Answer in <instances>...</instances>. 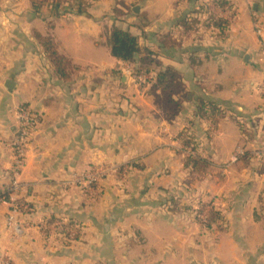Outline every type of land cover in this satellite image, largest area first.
I'll return each mask as SVG.
<instances>
[{
    "label": "crops",
    "instance_id": "0c3cea01",
    "mask_svg": "<svg viewBox=\"0 0 264 264\" xmlns=\"http://www.w3.org/2000/svg\"><path fill=\"white\" fill-rule=\"evenodd\" d=\"M133 1L0 0V264H264V0ZM114 28L152 52L147 74L103 45ZM168 68L184 85L175 117L150 91ZM23 108L40 122L17 196L31 212L14 213L3 198ZM189 138L209 168L199 180ZM96 167L112 171L72 184ZM212 198L222 220L207 229L194 214Z\"/></svg>",
    "mask_w": 264,
    "mask_h": 264
},
{
    "label": "trees",
    "instance_id": "16d2710c",
    "mask_svg": "<svg viewBox=\"0 0 264 264\" xmlns=\"http://www.w3.org/2000/svg\"><path fill=\"white\" fill-rule=\"evenodd\" d=\"M186 1L193 3L194 1L198 0ZM214 4L224 11L230 9L227 0H214ZM210 19L212 24L220 28L222 31H224L229 26L228 22L225 20L214 17H210ZM186 20L187 17L184 18V21H182L183 25H186ZM37 38L44 45L47 55L51 58L56 71L61 76H65L66 62L55 51L51 39L43 38L39 35ZM110 47L114 57L121 61L137 65L135 71L136 76H140L141 74L145 75L148 73L149 66L152 62V52L148 49H142L139 46L138 39L129 31L114 28L110 35ZM150 91L154 95L156 103L170 117H175L177 114H179L181 104L178 101V98L183 96L182 94L184 93V85L182 77L177 71L168 68L164 72L160 73L157 76L156 82L153 84ZM214 108L215 106H213L212 103H209L205 99H199L197 114L199 117L205 118L213 114L215 110ZM183 142L186 147L192 148L193 151H196V145L191 141L190 138L185 139ZM203 165L207 166V163L200 156L193 157L190 155L186 159V166L193 168L195 171H199ZM0 197H2L1 194ZM205 209L206 206L201 205V212L205 211ZM221 220V213L213 207L212 210L209 211V216L206 219L204 226L207 229H211Z\"/></svg>",
    "mask_w": 264,
    "mask_h": 264
},
{
    "label": "built area",
    "instance_id": "2783aa9c",
    "mask_svg": "<svg viewBox=\"0 0 264 264\" xmlns=\"http://www.w3.org/2000/svg\"><path fill=\"white\" fill-rule=\"evenodd\" d=\"M257 34L262 37L263 31L261 26L256 25ZM264 45V40H263ZM141 81L149 82L151 79L149 76L146 78H140ZM40 122V116L35 111L30 108H23L19 113V128L17 135L15 136L12 142V150H13V164L11 168V182L9 187L6 190L7 198H3L4 202H7L11 205L14 213H30V207L20 202L17 199V196L23 191L22 183L19 181L25 166L27 153L29 149V144L31 141L32 132L35 127ZM111 172V169L108 167H97L90 169L83 175L74 176L72 179V184L83 188L89 189L93 185H96L101 181L104 177H106ZM13 220L11 218L9 223ZM61 226V224H55L52 226L53 229Z\"/></svg>",
    "mask_w": 264,
    "mask_h": 264
},
{
    "label": "rangeland",
    "instance_id": "374dc122",
    "mask_svg": "<svg viewBox=\"0 0 264 264\" xmlns=\"http://www.w3.org/2000/svg\"><path fill=\"white\" fill-rule=\"evenodd\" d=\"M88 2L90 1V0H87ZM87 1L85 0V2H84V0H83V3L85 4V5H87ZM135 1H137V0H135ZM135 1H133V2H135ZM103 45H105L108 49L110 48V37L109 38H107L106 40H105V42H103ZM143 82V81H142ZM40 116V115H39ZM29 146H30V144H29ZM180 150H181V153H182V155L184 156V157H187V156H192V155H194L195 154V152H193V150H192V148H189V147H186V146H183V145H181V148H180ZM193 153V154H192ZM97 168V167H96ZM109 168V167H108ZM111 169V171H112V168H110ZM209 170V168L207 167V166H205V165H203L200 169H199V171H195L196 173H197V180H199V177L200 176H203L207 171ZM218 175L220 176V178L222 179L223 177V175H221V172L220 173H218ZM101 181H99V183H100ZM214 202H217V200H215L214 198H212V199H208L206 202H199V203H197V206L198 207H196V209H195V217H196V219H198V221L201 223V224H205V221H206V219L208 218V216H209V211H211L212 210V208H213V205H214ZM201 205H205L206 206V209H205V211H203V212H201ZM201 212V213H200ZM58 228V227H57ZM213 228V227H212ZM211 228V229H212ZM53 229V228H52ZM61 233V232H60ZM215 236H216V234H215ZM217 237V236H216ZM215 237V239H217ZM120 255H122V253H120ZM139 251L137 252V251H134V252H131V254H130V256H131V258L129 257V256H126V257H129L131 260H132V258H138L139 256ZM151 255H152V253L151 252H149V255H148V257H151ZM147 257V258H148ZM130 262V261H129ZM127 264V263H126Z\"/></svg>",
    "mask_w": 264,
    "mask_h": 264
},
{
    "label": "water",
    "instance_id": "95a60500",
    "mask_svg": "<svg viewBox=\"0 0 264 264\" xmlns=\"http://www.w3.org/2000/svg\"><path fill=\"white\" fill-rule=\"evenodd\" d=\"M138 10H139V7L135 8V12H138ZM12 86H13V82L12 81H8L7 82V87L8 88H12Z\"/></svg>",
    "mask_w": 264,
    "mask_h": 264
}]
</instances>
